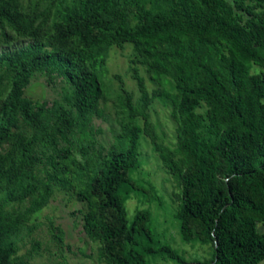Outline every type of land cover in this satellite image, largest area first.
Instances as JSON below:
<instances>
[{
    "label": "trees",
    "instance_id": "1",
    "mask_svg": "<svg viewBox=\"0 0 264 264\" xmlns=\"http://www.w3.org/2000/svg\"><path fill=\"white\" fill-rule=\"evenodd\" d=\"M125 43L139 96L116 75L119 129L96 147L100 78ZM37 75L61 78L59 98L25 95ZM156 100L170 107L172 146L151 120ZM142 135L178 188L181 240L212 250L193 262L263 261L264 0H0V264H34L18 241L57 190L83 202L106 264L192 263L158 243L149 209L127 217L126 200L149 192L134 177Z\"/></svg>",
    "mask_w": 264,
    "mask_h": 264
},
{
    "label": "rangeland",
    "instance_id": "2",
    "mask_svg": "<svg viewBox=\"0 0 264 264\" xmlns=\"http://www.w3.org/2000/svg\"><path fill=\"white\" fill-rule=\"evenodd\" d=\"M131 52V43H125L123 48L113 47L103 69L100 78L106 90L105 98L101 101L103 115L92 119L96 147L100 145L107 148L114 141V135L119 129L117 94L120 80L116 75L121 78L126 89L132 92L134 99L139 96L129 69ZM138 69L144 76L149 91L157 87L142 66L138 65ZM62 86L63 81L59 77L52 84H48L44 76L37 75L25 89V95L36 101L51 102L59 98ZM149 112L158 134L163 137L165 143L172 146L175 143V124L170 117V107L156 100ZM140 150V167L134 172V177L142 181L149 192L144 196H133L126 200L128 219L133 218L137 209H149L153 216V228L158 243L172 246L188 262L209 259L212 255L209 245L186 243L181 240L178 221L175 218L178 188L162 167L145 135L141 136ZM150 187H153V190ZM83 208V202L75 194L57 190L49 204L37 214L35 229L19 238V253L31 252L34 264H106L98 257L97 243L92 242L83 230L80 213ZM258 229L264 231V224H258ZM151 264L171 263L158 258ZM258 264H264V260Z\"/></svg>",
    "mask_w": 264,
    "mask_h": 264
},
{
    "label": "water",
    "instance_id": "3",
    "mask_svg": "<svg viewBox=\"0 0 264 264\" xmlns=\"http://www.w3.org/2000/svg\"><path fill=\"white\" fill-rule=\"evenodd\" d=\"M188 264H198V263H188Z\"/></svg>",
    "mask_w": 264,
    "mask_h": 264
}]
</instances>
